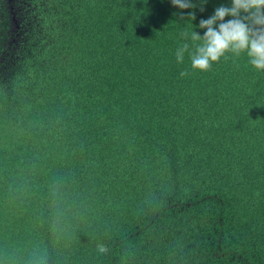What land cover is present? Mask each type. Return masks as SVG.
<instances>
[{"label": "trees", "instance_id": "trees-1", "mask_svg": "<svg viewBox=\"0 0 264 264\" xmlns=\"http://www.w3.org/2000/svg\"><path fill=\"white\" fill-rule=\"evenodd\" d=\"M229 3L0 0V264H264V73L175 59Z\"/></svg>", "mask_w": 264, "mask_h": 264}, {"label": "clouds", "instance_id": "clouds-1", "mask_svg": "<svg viewBox=\"0 0 264 264\" xmlns=\"http://www.w3.org/2000/svg\"><path fill=\"white\" fill-rule=\"evenodd\" d=\"M207 2L171 0L181 12L197 7L203 11L202 6ZM188 17L195 19L194 11H190ZM196 28L204 30L203 35ZM181 35L184 42L175 50L178 64H182L187 55L193 70L208 71L229 55L236 58L243 55L257 73H264V0H230L228 5L216 7L210 17L201 19L190 32ZM188 74L187 70L180 73L181 76ZM98 251L105 253L107 248L100 244Z\"/></svg>", "mask_w": 264, "mask_h": 264}, {"label": "rangeland", "instance_id": "rangeland-1", "mask_svg": "<svg viewBox=\"0 0 264 264\" xmlns=\"http://www.w3.org/2000/svg\"><path fill=\"white\" fill-rule=\"evenodd\" d=\"M21 8V7H20ZM13 15L15 16V20H12V22H13V28H12V32H11V34L12 33H14L15 32V28L17 27V28H20V27H18V25H20V21H21V18H20V15L18 14V13H16L15 12V10H14V12H13ZM18 32L15 34V38L17 37L18 38ZM13 59H15V56L13 57ZM6 66H2V67H0V69H3L4 68V70L3 71H5V70H7V68H5Z\"/></svg>", "mask_w": 264, "mask_h": 264}]
</instances>
